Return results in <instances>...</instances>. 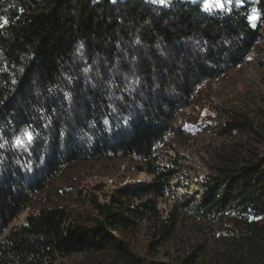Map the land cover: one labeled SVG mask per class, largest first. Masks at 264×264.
<instances>
[{
	"label": "trees",
	"instance_id": "1",
	"mask_svg": "<svg viewBox=\"0 0 264 264\" xmlns=\"http://www.w3.org/2000/svg\"><path fill=\"white\" fill-rule=\"evenodd\" d=\"M259 12L264 2L253 0L212 10L204 0H0V264H62L110 248L130 264H163L129 252L119 233L135 220L113 201L130 200L135 217L155 211L143 199L164 197L179 172L174 155L159 156L170 148L171 121L199 87L247 62L264 39ZM26 131L34 138L18 147ZM120 156L143 162L154 181L118 189L97 204L92 224L58 207L6 233L61 171ZM200 186L199 199L184 194L188 210L237 221L231 264H264V154Z\"/></svg>",
	"mask_w": 264,
	"mask_h": 264
},
{
	"label": "rangeland",
	"instance_id": "2",
	"mask_svg": "<svg viewBox=\"0 0 264 264\" xmlns=\"http://www.w3.org/2000/svg\"><path fill=\"white\" fill-rule=\"evenodd\" d=\"M242 2L204 0V6L208 10L224 9ZM260 17L264 18V12L254 14L253 18L260 20ZM261 24L264 34V19ZM171 124L170 148L160 149L159 156L164 162L169 161V156L176 157L178 176L173 178L164 197L143 199L156 201L155 211L148 212L145 217H135L126 209L135 206L125 197L121 198L122 202L114 200L115 208L135 220L131 228L119 235L131 254L149 262L231 264V259L239 254L236 237H232L239 230L237 221L230 212L207 217L188 210L190 204L185 202L184 194L199 199L200 184L207 176L242 164L254 153L264 154V39L245 64L199 87L191 103ZM144 166L143 162L129 156L76 163L37 192L6 233L23 223L28 215L58 207L65 208L73 218L92 224L98 215L97 204H109L113 196H119L118 189L154 181V176L145 172ZM179 180H183V187L175 186ZM173 218L176 220L170 230L167 225ZM129 258V254L110 248L74 253L61 261L62 264H130Z\"/></svg>",
	"mask_w": 264,
	"mask_h": 264
},
{
	"label": "snow or ice",
	"instance_id": "3",
	"mask_svg": "<svg viewBox=\"0 0 264 264\" xmlns=\"http://www.w3.org/2000/svg\"><path fill=\"white\" fill-rule=\"evenodd\" d=\"M163 2V0H162ZM222 6V5H221ZM3 23H7V20L6 18L4 19ZM3 25L0 24V27H2ZM25 136L27 137V140L25 141L23 138L21 137H17V146L18 147H23V146H26L27 143H31L34 136L33 134L31 133V131H26L25 132Z\"/></svg>",
	"mask_w": 264,
	"mask_h": 264
},
{
	"label": "built area",
	"instance_id": "4",
	"mask_svg": "<svg viewBox=\"0 0 264 264\" xmlns=\"http://www.w3.org/2000/svg\"><path fill=\"white\" fill-rule=\"evenodd\" d=\"M164 2H166V1H164Z\"/></svg>",
	"mask_w": 264,
	"mask_h": 264
}]
</instances>
